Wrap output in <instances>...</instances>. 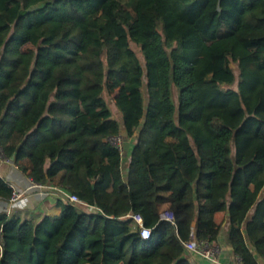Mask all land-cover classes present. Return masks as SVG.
Listing matches in <instances>:
<instances>
[{
  "label": "trees",
  "instance_id": "16d2710c",
  "mask_svg": "<svg viewBox=\"0 0 264 264\" xmlns=\"http://www.w3.org/2000/svg\"><path fill=\"white\" fill-rule=\"evenodd\" d=\"M0 149L97 207L0 210V264H192L185 242L218 241L219 211L241 264H260L264 0H0Z\"/></svg>",
  "mask_w": 264,
  "mask_h": 264
},
{
  "label": "crops",
  "instance_id": "0c3cea01",
  "mask_svg": "<svg viewBox=\"0 0 264 264\" xmlns=\"http://www.w3.org/2000/svg\"><path fill=\"white\" fill-rule=\"evenodd\" d=\"M130 157L125 161V167H127ZM26 162V161H25ZM0 173L8 181L14 183L19 189H28V196L24 197L13 209V215L20 218L34 219L40 221L46 215H59L61 213V207L57 201L61 198L59 191L54 189L55 184H45V186H39L28 175V172H24L20 169L18 164L11 161L6 163L2 159L0 153ZM60 187V186H59ZM8 199L0 200V210L6 211ZM168 208V204L163 205V210ZM229 213L225 211H219L215 214V219L219 224H222V230L218 241V244L222 248V252L219 256L221 264H241L239 257L234 253V247L229 241L228 230V217ZM254 253L256 250L251 245ZM192 264H217L210 259L202 256L199 253H194L190 256ZM258 260L262 261L261 256H258ZM120 264H124L121 262Z\"/></svg>",
  "mask_w": 264,
  "mask_h": 264
},
{
  "label": "built area",
  "instance_id": "2783aa9c",
  "mask_svg": "<svg viewBox=\"0 0 264 264\" xmlns=\"http://www.w3.org/2000/svg\"><path fill=\"white\" fill-rule=\"evenodd\" d=\"M114 142V140H113ZM118 144V143H117ZM3 161L9 163L11 159L4 157L1 152ZM1 176V173H0ZM9 186L12 188V195L8 198V203L6 206V212L10 215L13 212L14 205L21 201L24 197L28 196V189L21 190L14 183L8 181ZM39 186H45L43 184H37ZM54 189L59 191L60 197L62 199L69 200L74 203H80L85 205L88 208H97L94 205L87 203L82 200L78 195L71 193L67 189L59 186H53ZM125 218H130L135 225L138 227L141 237L144 239H148L152 236V228L145 225L144 217L139 213H130L125 216ZM161 218L176 223V216L173 211L168 208L161 212ZM186 249L192 254L199 253L202 256L210 259L211 261L221 264L219 260V256L222 252V248L220 245L211 243L208 240H198L195 232L192 233V237L190 240L185 242ZM89 264V263H88ZM260 264H264V261H260Z\"/></svg>",
  "mask_w": 264,
  "mask_h": 264
},
{
  "label": "rangeland",
  "instance_id": "374dc122",
  "mask_svg": "<svg viewBox=\"0 0 264 264\" xmlns=\"http://www.w3.org/2000/svg\"><path fill=\"white\" fill-rule=\"evenodd\" d=\"M132 47L136 50V52L141 57L143 63L145 64V59L143 57V54H142L140 46L137 45L136 43H132ZM236 86L237 85H232V87H236ZM117 92H118L117 90H116V92L114 94H108L107 92H105L104 96H105L106 100L108 101L109 107L113 111V116L115 118L121 120L122 115H121V112L118 110V108H117V106L115 104V99H114V96L117 94ZM138 134H139V132L136 131L135 134L132 137H128L127 135L124 134L123 136L117 137V138H113L112 140H114L115 143H118V145L123 150L124 156L126 157L130 153L132 146L136 143ZM126 148H128V149H126ZM13 162H15V161L13 160ZM19 202H17V203H19ZM17 203L15 204V206L17 205Z\"/></svg>",
  "mask_w": 264,
  "mask_h": 264
},
{
  "label": "water",
  "instance_id": "95a60500",
  "mask_svg": "<svg viewBox=\"0 0 264 264\" xmlns=\"http://www.w3.org/2000/svg\"><path fill=\"white\" fill-rule=\"evenodd\" d=\"M123 134H127V131H126V129L125 130H123ZM229 213V212H228Z\"/></svg>",
  "mask_w": 264,
  "mask_h": 264
},
{
  "label": "bare ground",
  "instance_id": "6f19581e",
  "mask_svg": "<svg viewBox=\"0 0 264 264\" xmlns=\"http://www.w3.org/2000/svg\"><path fill=\"white\" fill-rule=\"evenodd\" d=\"M2 176V175H1Z\"/></svg>",
  "mask_w": 264,
  "mask_h": 264
}]
</instances>
